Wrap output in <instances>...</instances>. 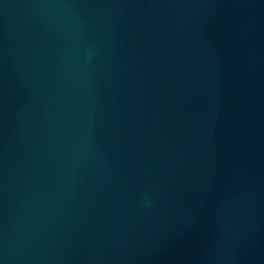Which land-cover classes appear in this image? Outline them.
<instances>
[{"label":"water","instance_id":"1","mask_svg":"<svg viewBox=\"0 0 264 264\" xmlns=\"http://www.w3.org/2000/svg\"><path fill=\"white\" fill-rule=\"evenodd\" d=\"M0 264H264V0H0Z\"/></svg>","mask_w":264,"mask_h":264}]
</instances>
